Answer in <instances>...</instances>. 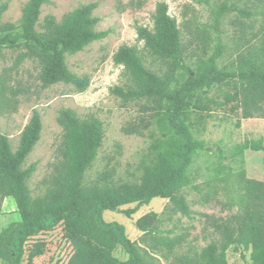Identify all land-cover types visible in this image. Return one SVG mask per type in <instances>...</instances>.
Segmentation results:
<instances>
[{
    "label": "rangeland",
    "instance_id": "rangeland-1",
    "mask_svg": "<svg viewBox=\"0 0 264 264\" xmlns=\"http://www.w3.org/2000/svg\"><path fill=\"white\" fill-rule=\"evenodd\" d=\"M28 1L0 0V6H7L1 22L14 24L16 31L21 30L23 8ZM89 3L98 4L92 13L98 18L94 29L108 31V34L83 50L66 54L71 71L89 77L87 89L81 91L63 82L43 87L38 61L19 59L17 48L0 50V81L21 89L16 106L0 111V132L8 136L14 151L33 111L38 110L42 116L40 139L23 165V168L36 165L27 181L34 199L44 196L55 166L61 160L59 148L64 130L58 116L62 109H71L82 119L96 117L103 123V144L86 173L87 186L96 184L106 172L115 184L140 183L144 167L159 152L174 160L182 150L183 140L154 101H124L112 91L115 86L134 85L133 74L121 62V55L132 48L138 50L145 68L160 75L167 71L166 64L149 52L138 33L139 26L153 30L157 16L167 13L174 17L180 29L186 63L193 72H203L211 61L219 68L235 71L238 55L257 44L264 29V0H51L42 6L40 20L53 15L61 21L68 13ZM231 6L245 8L253 15L245 17L230 10L216 21L215 12L220 7ZM188 78L189 72L180 68L171 88H181ZM229 90L232 89L225 84H213L184 96L186 124L194 139L204 141L207 146L193 155L188 169L192 183L180 192L190 207V215L174 209L166 198H154L140 206L128 204L104 213L107 221L125 225L129 238L140 246L147 264H172L187 255L199 256L211 242L221 239L217 224L239 211L238 172L245 170L248 177L264 181V151L247 150L243 155L237 154L238 146L245 140L264 139V117L242 119L240 111L232 109L234 102L224 103ZM6 94L13 98L9 92ZM207 96L221 104H212V109L200 119L194 103ZM128 208L137 210L128 216L123 212ZM0 210V233L21 222L11 196L0 195ZM145 215L158 226L159 235L180 238L181 243L173 251L155 246L136 225ZM41 238L47 250L34 264L68 261L72 248L61 226ZM242 252L233 244L227 250L228 264H253L251 251L244 250L245 258ZM114 255L127 258L121 247ZM0 264L7 262L0 259Z\"/></svg>",
    "mask_w": 264,
    "mask_h": 264
},
{
    "label": "trees",
    "instance_id": "trees-1",
    "mask_svg": "<svg viewBox=\"0 0 264 264\" xmlns=\"http://www.w3.org/2000/svg\"><path fill=\"white\" fill-rule=\"evenodd\" d=\"M51 0H29L23 8L21 30L16 25L1 22L6 5L0 6V50L17 48L19 59H34L40 65L39 79L43 87L63 82L79 90L87 89L88 76H80L68 67L66 54L83 50L89 43L101 39L108 31H97L93 17L97 3L82 5L58 21L47 15L41 21V8ZM237 11L245 17L253 13L245 8L220 7L215 12L216 21L225 11ZM149 52L162 60L167 71L160 75L142 65L136 48L121 55V62L133 74L134 85L115 86L112 91L124 101L152 100L164 111L169 124L183 140L184 145L174 160L159 152L144 167L140 183L115 184L109 173H103L92 186L85 185V177L96 160L104 140L103 123L96 117L80 118L71 109H62L58 122L64 136L50 185L42 197L32 198L27 181L36 169L32 164L23 165L40 139L42 116L34 110L30 122L23 129L19 145L14 151L6 134L0 132V195L11 196L21 216V222L0 233V259L7 264H34L45 254L47 244L42 235L61 226L72 253L63 264H147L137 242L131 240L124 224L107 221L105 211H117L122 206L136 203L148 204L154 198H166L174 209L190 215V207L181 190L192 183L188 174L193 155L207 149L204 141L194 139L185 121V95L213 84H225L224 103L234 102L233 111H240L241 118L264 117V29L257 44H252L236 59V70L219 68L215 61L203 72H193L185 60L177 20L165 13L157 16L153 30L139 26ZM189 72L186 83L172 89L177 71ZM9 92L13 98L7 96ZM21 89H14L0 81V111L14 108ZM15 97V98H14ZM221 102L211 97L198 98L194 103L199 118ZM264 151V139H247L238 146L237 154L245 151ZM240 188V207L237 214L219 222L216 230L222 234L219 241L211 242L197 256H185L172 264H228L227 250L236 244L251 251L253 264H264V181L250 178L245 170L237 174ZM136 208L123 212L131 216ZM1 213V210H0ZM144 236L151 238L157 247L173 251L180 238L159 235V228L148 215L136 221ZM118 247L127 255L121 259L114 255ZM153 264V263H148Z\"/></svg>",
    "mask_w": 264,
    "mask_h": 264
}]
</instances>
